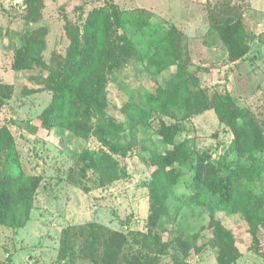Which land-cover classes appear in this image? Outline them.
Instances as JSON below:
<instances>
[{"label":"rangeland","instance_id":"obj_1","mask_svg":"<svg viewBox=\"0 0 264 264\" xmlns=\"http://www.w3.org/2000/svg\"><path fill=\"white\" fill-rule=\"evenodd\" d=\"M108 2L124 10L151 12V26L177 27L187 45L191 60L188 67L195 74L196 88L208 96L230 94L256 118L264 119V0H34L39 7L33 13L25 0H0V83L13 87L0 109V127H9L23 168L42 176L26 223L0 226V264H63L58 254L65 231L74 233L75 248L81 249L83 235L91 224L123 233L127 239L123 252L130 256L136 252L157 256L158 264H220L213 243L199 253L191 251L183 263L175 242L178 233L201 228L209 217L207 207L189 200L193 193L190 167L182 168L185 174L174 187L170 222L161 232V240L146 235L153 169L147 162L149 150L143 146L162 150L153 135L155 125L148 131L141 130L140 145L124 157L105 148L117 160L120 174L103 181L97 171L84 166L79 156L84 149H103L94 136L83 139L65 130L47 129L41 123L40 114L52 100V92L43 89L42 80L57 57L66 52L70 29L81 27L88 12ZM230 4L242 14L249 36V51L236 60L230 59L226 45L209 30L211 11L221 14ZM35 32L43 42V63L13 69L15 47ZM137 38L141 43L147 36ZM175 69L172 66L164 71L160 81L164 83ZM133 70L129 63L119 82L107 85L109 103L120 120L124 119L119 109L127 90L156 88L153 79L145 73L135 76ZM165 119L172 121L170 117ZM184 126L181 137L190 138L193 158L197 152L217 157L233 137L212 109L190 116ZM262 160L264 163V152ZM9 163L0 154V173ZM251 189L262 196L264 217V180L252 184ZM215 219L232 232L236 242L238 256L231 264H264V219L258 226L257 241L241 213L216 210ZM210 234L211 230L203 232ZM166 241L169 244L165 249ZM73 264L88 261L79 256Z\"/></svg>","mask_w":264,"mask_h":264},{"label":"trees","instance_id":"obj_2","mask_svg":"<svg viewBox=\"0 0 264 264\" xmlns=\"http://www.w3.org/2000/svg\"><path fill=\"white\" fill-rule=\"evenodd\" d=\"M33 1L25 0L32 13L39 7ZM236 11L230 4L221 14L210 13L209 30L226 45L231 60L242 58L249 51L248 32L242 14ZM151 16L145 9L124 10L108 2L88 12L81 27L70 29L66 52L57 57L55 66L42 80L43 89L51 90L52 100L40 114L41 123L47 129L65 130L83 139L94 136L103 149H84L79 156L84 166L97 171L103 181L120 174L117 160L107 150L122 157L128 155L140 145L141 130L148 131L155 125L153 135L162 150L143 146L149 150L147 162L153 169L146 235L161 240V232L170 222L174 187L185 174L182 168L190 167L193 193L189 200L207 207L209 217L201 228L175 236L182 262H186L191 251L199 253L213 243L218 262L231 264L238 256L236 242L232 232L215 219V212L241 213L253 239L258 240V226L264 219L263 200L251 186L264 180V119L256 118L230 94L208 96L196 88L182 32L175 26H151ZM37 33L25 36V42L15 47L13 69L43 63V42ZM138 35L147 36L146 41L138 43ZM129 63L135 76L145 73L155 81L156 88L127 90V98L119 109L124 119L120 120L109 103L107 85L111 81L118 83ZM172 66L176 68L174 74L162 83L161 74ZM12 89V85L0 83V109ZM209 109L233 137L217 157L197 152L193 158L190 138L181 137L184 122ZM18 153L9 127L1 126L0 154L10 163L0 173V226L19 227L26 223L42 180L40 174L23 168ZM206 230H211L210 236L203 235ZM65 233L58 254L63 264H73L79 256L88 264H158L157 256L125 254L127 239L119 231L91 224L83 235L81 249L75 248L74 233ZM201 239L204 241L199 243ZM168 244L166 241L165 249Z\"/></svg>","mask_w":264,"mask_h":264}]
</instances>
